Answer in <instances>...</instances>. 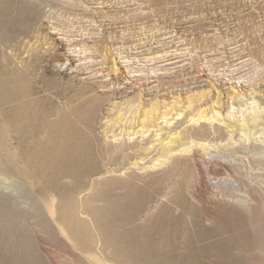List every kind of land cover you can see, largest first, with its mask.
<instances>
[{"label":"rangeland","instance_id":"374dc122","mask_svg":"<svg viewBox=\"0 0 264 264\" xmlns=\"http://www.w3.org/2000/svg\"><path fill=\"white\" fill-rule=\"evenodd\" d=\"M0 264H264V0H0Z\"/></svg>","mask_w":264,"mask_h":264},{"label":"bare ground","instance_id":"6f19581e","mask_svg":"<svg viewBox=\"0 0 264 264\" xmlns=\"http://www.w3.org/2000/svg\"><path fill=\"white\" fill-rule=\"evenodd\" d=\"M116 136V135H115ZM202 143V142H201ZM195 144V143H194ZM193 146V145H192ZM206 147V146H205ZM156 161V160H155ZM157 162V161H156Z\"/></svg>","mask_w":264,"mask_h":264}]
</instances>
